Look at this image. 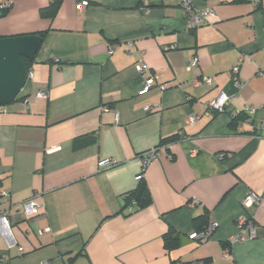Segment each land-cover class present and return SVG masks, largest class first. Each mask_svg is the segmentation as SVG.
Returning a JSON list of instances; mask_svg holds the SVG:
<instances>
[{"label":"crops","instance_id":"0c3cea01","mask_svg":"<svg viewBox=\"0 0 264 264\" xmlns=\"http://www.w3.org/2000/svg\"><path fill=\"white\" fill-rule=\"evenodd\" d=\"M50 1L0 0V36L45 31L32 77L0 110V188L10 193L0 210L10 207L21 247L0 238V264H264V0H190L216 12L196 27L183 0H62L48 19L40 9ZM234 65L246 81L239 90ZM149 74L157 79L144 91ZM201 76L212 84L193 86ZM40 89L48 96L35 98ZM220 91L230 103L207 115ZM248 105L253 122L233 124ZM194 112L201 117L190 123ZM173 134L179 138L160 144ZM153 147L143 175L152 201L126 214L124 194L138 185L141 155ZM105 157L116 163L99 167ZM249 191L261 200L245 208ZM32 197L39 212L26 217L21 202ZM205 212L216 229L205 242L190 239L194 217ZM244 214L254 235L228 243ZM170 228L179 245L168 249Z\"/></svg>","mask_w":264,"mask_h":264},{"label":"built area","instance_id":"2783aa9c","mask_svg":"<svg viewBox=\"0 0 264 264\" xmlns=\"http://www.w3.org/2000/svg\"><path fill=\"white\" fill-rule=\"evenodd\" d=\"M77 4L79 7H81V6L87 5L88 1L86 0L78 1ZM6 5H7L6 3H3L1 4V7L4 8ZM182 9H183L184 15L186 16V19L190 27H196L200 23L208 21L209 18H214L216 16V12L212 7L195 8L193 7L190 0L182 1ZM117 47H118L117 43H112L108 45V54H112L117 49ZM197 63H198L197 56L194 55L190 59L188 63V67L189 68L194 67L197 65ZM136 68L142 75H146V73L149 72L150 70L149 66L143 61L138 62L136 64ZM231 75H232V80L234 82V85L236 86L238 90L241 89L246 84V81L241 79L239 76V65H234L232 67ZM31 77H32V71L29 69L27 81ZM156 79H157V76L155 74L147 75L143 81L142 90L144 91L148 90L151 86L155 84ZM212 82H213L212 78L201 76V77L195 78L192 83H193V86L197 87L202 84L210 86ZM165 86L166 85H163L161 88H164ZM47 96H48L47 89H40L34 95L35 98H45ZM231 98L232 97L226 92L220 91L215 97H213L207 102L205 113L207 115H214L217 112H223L226 106L230 103ZM148 108L149 107H147V109ZM1 109L2 108H0V110ZM103 109L107 111L109 107L104 106ZM253 114H254V108L248 105V106H245L240 111H235L232 114V116L237 117L239 115H244V121L246 123H252ZM114 115H115L116 121H118V118H119L118 113H115ZM200 117H201L200 113L194 112L189 116L188 121L190 123H194ZM261 124L264 125V119L261 121ZM157 154H158L157 147L150 148L147 151H144L142 153L141 155L142 169L140 170L138 174V179H140L144 175L146 167L149 165V163L152 162V160H154L157 157ZM115 163H116V159L112 157H105L99 160L98 165L99 167H106V166H112ZM9 199H10V193L6 191L5 189L0 188V204L3 201L9 200ZM260 200H261V196L259 194H257L254 191H249L245 195V197L242 199V205L245 208H249V207L259 204ZM194 202L197 203V201H194ZM39 207H40L39 203L36 201V199L32 197V198L26 199L21 202L20 211L26 217H31L33 215H36L39 212ZM9 215H10V207L0 210V238L4 241L7 248L17 246L19 249H21V247L18 246L17 241L12 233L11 220H10ZM217 225H218L217 221L211 220L208 222V224L204 228L199 229V230H193L192 232H190L188 237L190 239H195L199 242H205L210 238V236L216 229ZM237 226L240 232L229 238L228 243L230 244L254 235L255 222L253 221L251 217H248L245 214L241 215L237 219ZM244 229L248 230L249 234L242 233ZM43 264H49V261H45Z\"/></svg>","mask_w":264,"mask_h":264},{"label":"water","instance_id":"95a60500","mask_svg":"<svg viewBox=\"0 0 264 264\" xmlns=\"http://www.w3.org/2000/svg\"><path fill=\"white\" fill-rule=\"evenodd\" d=\"M42 34L0 36V108L12 103L25 86L28 68L24 58L34 61Z\"/></svg>","mask_w":264,"mask_h":264},{"label":"trees","instance_id":"16d2710c","mask_svg":"<svg viewBox=\"0 0 264 264\" xmlns=\"http://www.w3.org/2000/svg\"><path fill=\"white\" fill-rule=\"evenodd\" d=\"M61 2L62 0H51L48 5L40 9L41 16L44 18L53 19L59 10ZM37 34H42L44 37L45 31H40ZM24 61L27 68H29L30 64L33 62L27 58H24ZM242 118H244V115H239L237 117H234L232 119V123L236 124ZM178 138H179V134H173L167 137H163L160 141V144H168L172 141L177 140ZM151 201H152V196L150 190L144 180V176H142L139 179L136 188L124 194L122 211L126 214H130L139 208H143L149 205ZM193 221L196 226V230L204 228L208 224L207 212L203 213L202 215L195 216ZM163 241H164V246L168 249H171L179 245V235L174 229L170 228L164 233ZM224 245H226V243Z\"/></svg>","mask_w":264,"mask_h":264}]
</instances>
